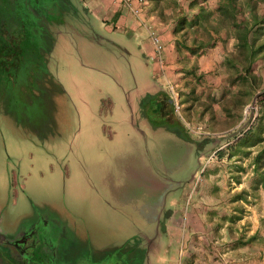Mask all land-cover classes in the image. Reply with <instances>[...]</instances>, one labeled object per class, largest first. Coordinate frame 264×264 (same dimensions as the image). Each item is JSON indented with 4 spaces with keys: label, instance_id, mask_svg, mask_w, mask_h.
<instances>
[{
    "label": "rangeland",
    "instance_id": "obj_1",
    "mask_svg": "<svg viewBox=\"0 0 264 264\" xmlns=\"http://www.w3.org/2000/svg\"><path fill=\"white\" fill-rule=\"evenodd\" d=\"M103 1L107 9L117 5L116 20L96 16L85 0H66L69 8L56 0H0V31L17 26L11 39L0 32L6 45L0 55V231L10 235L26 218H39L41 239L63 255L55 264H117L116 250H108L129 237L139 242L142 226L126 214L130 227L112 212L109 194L135 170L176 178L172 168L184 161L187 172L194 171L185 182L184 207H202L194 200L198 193L209 198L204 207L212 216H233L218 218L219 227L237 222L243 204L264 203V187L254 189L251 164L260 146L243 142L264 110V53L245 77L231 65L240 58L229 36L203 55L177 52L178 19L190 21L199 11L194 4L214 11L220 0H144L141 19L147 28L123 3ZM129 1L135 7V0ZM29 9L43 16L42 22L34 24L35 38H19L17 24L34 23ZM256 13L264 16V3ZM238 14L253 17L249 10ZM135 20L144 33H157L161 64L147 57L152 45L148 35L145 41L135 36ZM192 39L190 32L188 43ZM39 48L45 54H38ZM154 88L179 107L172 105L164 128L185 130L191 142L207 141L197 156L172 136L148 134L146 116L160 123L151 116L152 98L145 93ZM136 103L143 106L139 113ZM157 223L161 232L165 222Z\"/></svg>",
    "mask_w": 264,
    "mask_h": 264
},
{
    "label": "crops",
    "instance_id": "obj_2",
    "mask_svg": "<svg viewBox=\"0 0 264 264\" xmlns=\"http://www.w3.org/2000/svg\"><path fill=\"white\" fill-rule=\"evenodd\" d=\"M85 2L92 7L96 16H101L105 21L113 18L118 11L117 5L113 4L111 9H107L103 0H85ZM121 17L115 25L120 22ZM146 35L137 27L135 20V36L140 41H145ZM146 55L153 58L152 52H147ZM145 93L152 98L151 106H149L151 116H157L160 120V123H156L154 118L150 120L148 116L145 117L143 122L148 127V134L172 136L186 147L187 154L194 153L197 156L198 150L189 141L190 139L188 140V133L183 130V126L178 124V127L183 130V133H180L178 129H165L161 124L168 121V117L172 114V105L166 94L160 88H154ZM135 108L139 113L143 106L136 103ZM171 124L173 125L172 122ZM140 132L145 138L148 137L145 131ZM186 167L187 164L181 161L172 168L176 178H168L162 174L154 175L147 170L141 172L135 170L125 183L109 189L113 202L111 211L125 219L130 227L133 223L126 214L133 216L137 221L134 226L139 224L142 230L138 229L139 242L133 243L129 237L126 244L119 248L115 246L108 251L131 250L133 254L135 253V261L128 264H264V203L262 199H259L260 202L257 205L256 202L253 208L252 203L246 205L240 201L245 212L236 214L239 216L237 222L233 224L225 222L219 227L217 224L219 219L224 216L229 220L233 219V216L229 213L212 216L209 212L210 208L204 207L205 204L209 205L207 201L209 198L198 197L200 195L198 193L194 200H199L202 207L198 209L196 206L195 209L190 208L188 211L184 207L185 182L194 172H187ZM185 172L188 173V177L180 179ZM232 213L235 214V212ZM176 217L179 223L174 222ZM161 220L165 223L162 231L159 232L157 222Z\"/></svg>",
    "mask_w": 264,
    "mask_h": 264
},
{
    "label": "trees",
    "instance_id": "obj_3",
    "mask_svg": "<svg viewBox=\"0 0 264 264\" xmlns=\"http://www.w3.org/2000/svg\"><path fill=\"white\" fill-rule=\"evenodd\" d=\"M59 4H62L65 7L68 6V2L66 0H56ZM55 0H53V3ZM264 3V0H220L219 4L214 11H207L203 7L197 6L194 4L192 7L198 8V13L194 14L193 18L188 21L186 17H181L177 21L176 33H181V35L175 41V47L177 52L187 53L191 56H199L205 54L209 49L214 48L217 44H223L227 37H231L234 40V48L238 53L240 60L231 64L230 60H225L229 64L235 68L236 71L241 72L244 74L245 77H248L252 64L258 55L264 53V16L256 13L259 9V3ZM56 3V2H55ZM58 4V5H59ZM56 5V4H55ZM253 13V17L251 20H246L245 18H238V13L244 14L246 11ZM26 14V12H24ZM28 14L30 19L34 21L32 24H19L17 25L19 28L17 29L18 32L16 34L17 37L24 36L26 39H33L35 38V27L36 21L40 24L42 19L40 14L33 13L30 9L28 10ZM16 20V18H14ZM22 18L19 17V20ZM115 20L117 16L115 15ZM212 23L215 26H212ZM251 22V23H250ZM4 18L1 19V25L4 24ZM6 25V24H5ZM256 30H252V26H257ZM6 27V26H5ZM9 27V31L2 29L4 35L10 36L11 39V29L13 27L17 28V26H13L11 24L7 25ZM8 30V29H7ZM193 35V39L190 43L187 41V37L189 33ZM11 34V35H10ZM223 34L225 37H223ZM201 37V40H197V38ZM221 37V38H220ZM262 40V41H260ZM31 43V42H30ZM0 55L2 50L6 49V45L0 43ZM37 46L35 45V48ZM36 50V49H35ZM36 52L44 53L42 48L36 50ZM45 54V53H44ZM45 69L40 73L45 74ZM31 74L29 79L31 80ZM242 79H247V78ZM254 80L255 78L252 77ZM227 111V110H224ZM262 115L260 118L257 119V126L254 128H250L249 132L245 134L243 142H251L252 144L256 143L257 146L259 145V151L253 156L251 164L253 166V171L255 174L254 179V189L258 187H264V110L261 111ZM203 128L205 129L204 125ZM207 143L206 140L201 141H193L192 144L195 145L196 148L201 147ZM245 143V142H244ZM113 252V251H112ZM116 255H118V250L115 251ZM115 253H112V256L108 257L109 260L112 262L111 258L115 256ZM122 256L123 254H119V257L116 258L119 260L121 264H128L129 262L126 260L124 261ZM114 260V259H113ZM107 262V261H106ZM113 264V263H112Z\"/></svg>",
    "mask_w": 264,
    "mask_h": 264
},
{
    "label": "flooded vegetation",
    "instance_id": "obj_4",
    "mask_svg": "<svg viewBox=\"0 0 264 264\" xmlns=\"http://www.w3.org/2000/svg\"><path fill=\"white\" fill-rule=\"evenodd\" d=\"M169 102L172 105L170 99ZM26 221L24 226L18 227L13 234L8 235L0 231V264H55L54 261L58 258L57 255L61 259H64L61 253L60 255L58 254L57 248L53 244L49 245L46 239H41L39 234L42 227L39 225V218L34 220L32 217H29L26 218ZM52 222L58 223L53 220ZM43 249L50 252L46 251V257L40 254L41 251L43 252ZM66 250L71 249L66 247ZM117 250L118 255H124V261H135V259H132L133 253L131 250L127 252H124L122 249ZM50 258L52 260L49 262L48 259ZM92 262L89 261L91 264H99L101 261L92 260ZM117 262V264H121L119 261Z\"/></svg>",
    "mask_w": 264,
    "mask_h": 264
},
{
    "label": "built area",
    "instance_id": "obj_5",
    "mask_svg": "<svg viewBox=\"0 0 264 264\" xmlns=\"http://www.w3.org/2000/svg\"><path fill=\"white\" fill-rule=\"evenodd\" d=\"M120 2L123 3L128 9H130L131 13L135 16V19L138 21L139 25L144 26V28H147L145 23L143 22V20L141 19V12H142V8L145 5V1L144 0H135V7H130L131 3L129 0H115V2ZM147 35L149 38V41L152 45V54H153V58H155V60L161 64L162 63V45L161 42L159 40V37L157 35L156 32L151 31L149 29H147ZM152 58V59H153ZM172 105L174 104V108L176 110L179 109L177 102L172 99Z\"/></svg>",
    "mask_w": 264,
    "mask_h": 264
}]
</instances>
